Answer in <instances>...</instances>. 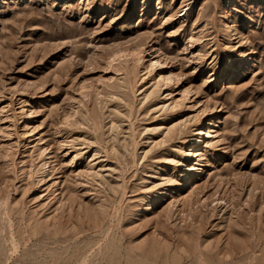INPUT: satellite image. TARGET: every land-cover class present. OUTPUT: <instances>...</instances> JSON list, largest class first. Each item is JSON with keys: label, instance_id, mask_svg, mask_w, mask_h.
Instances as JSON below:
<instances>
[{"label": "rangeland", "instance_id": "374dc122", "mask_svg": "<svg viewBox=\"0 0 264 264\" xmlns=\"http://www.w3.org/2000/svg\"><path fill=\"white\" fill-rule=\"evenodd\" d=\"M0 264H264V0H0Z\"/></svg>", "mask_w": 264, "mask_h": 264}, {"label": "bare ground", "instance_id": "6f19581e", "mask_svg": "<svg viewBox=\"0 0 264 264\" xmlns=\"http://www.w3.org/2000/svg\"><path fill=\"white\" fill-rule=\"evenodd\" d=\"M250 19V18H249ZM226 22V21H225ZM231 22V21H230ZM247 22V21H246ZM226 25V24H225ZM246 25V24H245ZM224 26V25H223ZM229 26V25H228ZM231 27V26H230ZM241 28V27H240ZM225 29V28H224ZM223 29V30H224ZM227 30V29H226ZM229 30V29H228ZM247 30V29H246ZM245 31V30H244ZM232 32V31H231ZM228 37H230V36H228ZM235 36H233V38H234ZM236 38H237V36H236ZM229 39V38H228ZM235 39V38H234ZM156 64V62H153L152 63V65H155ZM167 80H169V77L167 78ZM216 121V120H215ZM216 124V123H215ZM215 126V125H214ZM217 126V125H216ZM207 137L209 138L210 137V133H207ZM195 142H200V139H198L197 141H195ZM193 156V152L190 150L189 152H187V154H186V159H189L190 157H192ZM190 161V160H189ZM47 164V163H46ZM182 165V164H181ZM48 165H46L45 167H47ZM187 166V165H186ZM42 171H44V170H42ZM41 172V171H40ZM46 172V171H45ZM44 173V172H43ZM42 173V174H43ZM47 173V172H46ZM47 176V175H46ZM43 178V177H42ZM46 178V177H45ZM47 179V178H46ZM45 179V180H46ZM43 180V179H42ZM44 182V181H43ZM48 183V182H47ZM45 185V184H44ZM47 185V184H46Z\"/></svg>", "mask_w": 264, "mask_h": 264}]
</instances>
